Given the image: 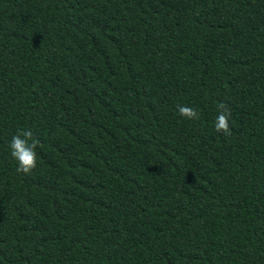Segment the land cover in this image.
Returning <instances> with one entry per match:
<instances>
[{
    "label": "trees",
    "instance_id": "1",
    "mask_svg": "<svg viewBox=\"0 0 264 264\" xmlns=\"http://www.w3.org/2000/svg\"><path fill=\"white\" fill-rule=\"evenodd\" d=\"M0 264H264V0H0Z\"/></svg>",
    "mask_w": 264,
    "mask_h": 264
},
{
    "label": "clouds",
    "instance_id": "2",
    "mask_svg": "<svg viewBox=\"0 0 264 264\" xmlns=\"http://www.w3.org/2000/svg\"><path fill=\"white\" fill-rule=\"evenodd\" d=\"M177 111L181 117L187 120L199 119V113L193 107L178 105ZM218 112L219 115L214 121V130L224 135H230L229 119L231 117V109L226 104L220 103ZM29 140L32 143L29 144ZM38 145L39 142L33 138L30 130L20 131L12 137L9 148L11 149L12 158L18 162L17 172L29 174L37 167L35 149Z\"/></svg>",
    "mask_w": 264,
    "mask_h": 264
}]
</instances>
